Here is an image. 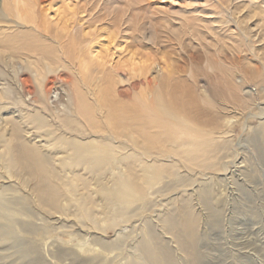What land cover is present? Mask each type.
I'll return each instance as SVG.
<instances>
[{
    "label": "rangeland",
    "instance_id": "obj_1",
    "mask_svg": "<svg viewBox=\"0 0 264 264\" xmlns=\"http://www.w3.org/2000/svg\"><path fill=\"white\" fill-rule=\"evenodd\" d=\"M217 1L103 0L90 12L84 11L85 0L38 1L35 18L43 27L38 42L53 47V60L37 52L11 55L12 48L6 51L8 65L0 61V91L10 95L0 97V264H155L146 249L162 264H264V13L258 8L264 0H236L256 8L244 21L263 35L251 44L236 30L232 51L204 43L207 24L191 18H220L225 10ZM1 7L2 0L0 40L16 34L21 41L23 33L36 40L30 23L7 16ZM197 7L217 13L198 14ZM169 20L183 22V28H170ZM120 22L126 33L116 28ZM71 28L79 30L75 39L84 48V74L112 76L127 95L144 87L141 81L133 90L127 86L141 61L152 63L149 79L167 63L182 84L192 87L195 79L199 91L190 94L210 121L202 137L208 144L194 148L193 159H181L162 154V148L147 154L141 143L110 139L118 156L140 159L124 158L103 169L92 158L73 159L71 142H99L101 135L69 129L60 120L73 109L70 82L79 76L52 38ZM140 32L157 37L158 49L137 40ZM40 65L50 111L33 100ZM87 96L92 99L90 92ZM35 116L44 118V126L35 128L40 125L31 122ZM6 120L18 122L19 140L47 157L43 174L12 162ZM177 148L192 150L188 144ZM120 180L131 186L121 197ZM45 184L54 196L46 194Z\"/></svg>",
    "mask_w": 264,
    "mask_h": 264
},
{
    "label": "bare ground",
    "instance_id": "obj_2",
    "mask_svg": "<svg viewBox=\"0 0 264 264\" xmlns=\"http://www.w3.org/2000/svg\"><path fill=\"white\" fill-rule=\"evenodd\" d=\"M38 1L39 0H2L1 8L3 13L7 16L15 17L23 24L30 23L32 34L36 37V40H29V42L24 38L28 34L23 33L21 34V41L16 40V34L9 35L4 40H0V61L6 66L8 65L6 61V51L9 50L10 52L12 48L14 51L10 52L11 55L13 53L37 52L41 53L47 61L53 60L49 58L53 51V47H48L42 42H38V35H43L42 24L35 18V5H37ZM102 1L103 0H85L87 7L84 11L90 12L89 7L95 5L96 8H99ZM216 4L225 10V14L228 13V16L226 15L228 18H224V13H222L220 18H215L214 16L205 18L200 15H191V18L207 24V31L201 34L204 43L218 46L221 50L225 49L226 51H232L231 49L236 44L232 39L233 33H240L246 37V39H251L249 41L251 44L257 41L261 42V36L263 34H261L260 31L256 33L252 32L249 28L250 26L246 24L247 21H244L247 18L251 19L254 17L253 15L249 16L250 13L253 14L256 12V8L253 7V5H249V3L245 1L236 0H218ZM258 8L261 13H264V8H262V6ZM194 11L198 12V14L209 15L217 13V11H204L200 7L195 8ZM241 12H243V14H241ZM261 20L264 22L263 17H261ZM169 22L173 25L170 26V28H183V22L181 25L179 24V26L175 25L172 20H169ZM231 22H233L234 28L231 27ZM263 22L260 21V23H262L261 25H264ZM122 24L123 23L120 22L116 25V28L126 33L127 30L120 29ZM190 27L193 29L192 26ZM190 27H188V29H191ZM236 30H238L239 33H237ZM78 33V29L71 28L67 33H56L52 38V40L58 44L57 53L62 57H67L70 64L74 62V65H77V75L79 76L73 78L70 82L73 109L70 111V115L61 114L60 120L65 127L75 129V131L78 132L81 131L80 128H82V130L84 128V130L89 129L90 132L94 131L95 133H100L101 139L99 142H71L73 147L72 158H92V161L100 167V169L103 165L108 163H120L124 158L134 161L140 159L139 156L136 155L129 157L118 156L116 152H114L115 149L111 144V140L125 138L134 146H139L141 143L147 154H150V149L152 148H157L158 150L162 148L160 151L162 154H173L181 159H186L188 156L190 159H193L194 148L207 143V141L202 140V137L207 133L204 129L205 126H209L210 124L209 119L204 116L205 114L203 115L201 108L195 105L196 103L190 94L191 90L195 92L199 91L198 82L195 79L191 80L190 83L192 87L182 84L178 80V77L175 76L177 71L173 64L170 63L165 65L164 70L166 72L163 70L160 75L153 76L149 79L148 74L152 63L144 64L146 61H141L140 66H138L135 72L133 71L134 73H131L130 80H127V86L128 89L133 90L138 81H141L144 87L139 92H133L131 95H127V93H123V90L119 91L117 89L118 83L112 76L100 74L95 75V78L92 79L84 74L87 63L84 61V48L75 39L79 35ZM203 33L208 37H205ZM221 33L226 34L224 37H221ZM138 39L140 42L148 45L152 50H156V47L158 49L160 45L156 41L157 37L152 35L147 36L140 32V35L137 37V40ZM254 39H257V41H254ZM202 41H199L197 46H201ZM187 45L195 47L193 46V42ZM42 65L36 67L37 76L35 78L37 82L34 83L32 81L33 86H35L33 90V100L35 102L44 103L43 109L50 111L51 106H48L42 95V80L45 76L43 74L45 68ZM39 76H42V79H39ZM24 85H28L27 80H24ZM89 92L92 96L91 100L88 99L87 96ZM197 96H199V93ZM0 97L7 99L10 98V95L7 91H0ZM71 116H73V118H71ZM43 119V117L35 116L31 119V122L40 123V125L35 127L40 128L42 125L44 126L45 122ZM5 123L10 126L7 148L8 155L12 162L28 171V173L43 174L45 170L44 165L48 160L47 157L36 147L29 146L25 142L19 140V130L21 127L18 122L6 120ZM103 134L107 135L104 136ZM171 143L177 145L173 147L170 146ZM187 144L191 145L192 150H180V148H177V146H184ZM81 146H84V148ZM196 156L198 157V154H196ZM44 190L49 197L55 195L54 188L50 185L45 184ZM116 192H118L120 197L124 192H131L130 183L125 180H120L118 182V191ZM115 196L117 195L115 194ZM146 252L155 264L163 263L154 256L150 249H146Z\"/></svg>",
    "mask_w": 264,
    "mask_h": 264
}]
</instances>
